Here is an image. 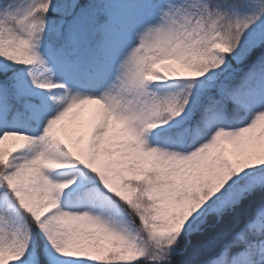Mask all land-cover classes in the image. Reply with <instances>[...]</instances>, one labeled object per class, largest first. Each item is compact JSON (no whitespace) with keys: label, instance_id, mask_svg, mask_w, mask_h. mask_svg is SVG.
Wrapping results in <instances>:
<instances>
[{"label":"snow or ice","instance_id":"1","mask_svg":"<svg viewBox=\"0 0 264 264\" xmlns=\"http://www.w3.org/2000/svg\"><path fill=\"white\" fill-rule=\"evenodd\" d=\"M0 264H264V0H0Z\"/></svg>","mask_w":264,"mask_h":264},{"label":"rangeland","instance_id":"2","mask_svg":"<svg viewBox=\"0 0 264 264\" xmlns=\"http://www.w3.org/2000/svg\"><path fill=\"white\" fill-rule=\"evenodd\" d=\"M92 107H93L92 105H85L79 111L85 118H87L90 115V113H91ZM68 120H69L68 135L70 137H72V136H74V132H73L72 126H71V117H69Z\"/></svg>","mask_w":264,"mask_h":264}]
</instances>
